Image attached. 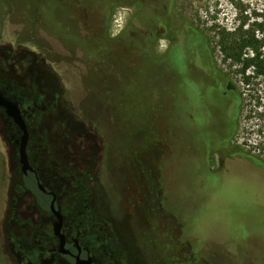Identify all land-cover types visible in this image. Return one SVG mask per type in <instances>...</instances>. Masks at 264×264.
<instances>
[{
  "label": "rangeland",
  "instance_id": "obj_1",
  "mask_svg": "<svg viewBox=\"0 0 264 264\" xmlns=\"http://www.w3.org/2000/svg\"><path fill=\"white\" fill-rule=\"evenodd\" d=\"M159 1L0 0V78L29 102L30 165L65 216L89 212L113 264H264V184L239 171L222 178L204 151V112L163 96L168 75L125 39L142 3L145 16ZM172 4L207 38L211 75L239 88L238 145H264V77L249 91L240 71L264 50V0ZM2 123L0 264H57L47 251L57 244L54 218L22 187L11 138L19 134ZM252 151L264 161V150Z\"/></svg>",
  "mask_w": 264,
  "mask_h": 264
},
{
  "label": "flooded vegetation",
  "instance_id": "obj_2",
  "mask_svg": "<svg viewBox=\"0 0 264 264\" xmlns=\"http://www.w3.org/2000/svg\"><path fill=\"white\" fill-rule=\"evenodd\" d=\"M171 2L172 0H168L167 3H164L163 9L159 11L160 17L156 20L155 35L149 44V49L154 53L156 66L160 74L168 75L171 85V97L173 96L177 100L178 98H186L189 103L187 109L191 115H194L197 111L204 112L206 115V125L209 130V148L204 151L206 153L208 151L212 152L217 156L224 180H232L230 176H234L239 171L246 173L248 176L259 178L264 184V163L251 156H242L240 153L241 148L236 141V136L239 133L241 109L240 93L237 89L228 87L229 83L227 84V82H224V85L221 86L219 79L211 75L212 72L216 73V69L210 61L209 43L203 34L195 32L191 25L183 21L181 24L184 23L185 25L182 24L178 28L165 23L164 20L168 18L171 12L169 11L170 6L172 5L173 8ZM143 22L140 29L143 33H146ZM177 66L180 68L185 67L186 71L188 70V77ZM230 84L233 85L231 82ZM7 104L15 105L18 108L28 134V145V119L25 113L29 102L20 97V93L12 83L0 78V128L3 127L2 122L4 121L11 131L13 130L14 133L19 134L18 138H14V135H11V138L13 149L16 152V159L20 165L22 187L35 198L25 188V181H34L37 190L48 201L46 210L39 209L50 213L54 218L52 232L57 239V244L56 247L49 248L47 247L49 242H47L45 244L47 245L45 246L47 251L58 257L57 264H113L107 246L108 238L98 239V232L93 230L96 221L92 220L89 212L79 206L75 215L70 218L65 216L58 202L57 194L41 184L37 172L30 165L26 151L27 145L25 154L31 168L23 171L18 156V147L23 133L8 115L5 107ZM216 135L219 136L218 139L221 142L219 146H215L213 143L217 139ZM176 142L180 143L182 139L178 138L177 141L176 137ZM196 153L199 155V151ZM39 183L44 191L38 188ZM52 202L54 209L61 216V234L64 237L62 245H60L59 239L53 231V224L57 221V218L50 209Z\"/></svg>",
  "mask_w": 264,
  "mask_h": 264
},
{
  "label": "trees",
  "instance_id": "obj_3",
  "mask_svg": "<svg viewBox=\"0 0 264 264\" xmlns=\"http://www.w3.org/2000/svg\"><path fill=\"white\" fill-rule=\"evenodd\" d=\"M168 0H160L156 5H155V12L150 14L149 12H147V15H143L142 12V8H143V3L142 6L138 9V11L136 12L135 16L133 17V19H131L130 23L125 27V39H128V41H130L133 46H134V52L136 57L138 58H145L146 60L149 61H155L154 58V53L152 52V50H150L149 48V44H150V40L152 39V37L155 35V26H156V20L159 19L160 15H159V11L163 9L164 3H167ZM172 3V2H171ZM112 4H109L107 2V4L105 5L104 9H103V13L106 17H108L109 15V11L111 8ZM170 14L168 16V18L165 21L166 24L172 26V27H176L178 28L179 26H181L182 24L185 25L184 23L181 24V20L179 19V16H176L173 12L172 9V5L169 8ZM142 21H144L143 23L145 24V28H146V33H143L140 29V25L142 23ZM135 25V26H134ZM195 32H200L199 30L194 28ZM201 34H203L202 32H200ZM204 35V34H203ZM205 36V35H204ZM264 50L263 51H259L256 52L255 55L252 56V58H244L242 60V62H240V71L242 76L244 77L243 82L248 86V89L250 91V87H252V85H257L259 78H263L264 77ZM220 53V52H219ZM223 57V56H222ZM223 59V58H221ZM222 61V60H221ZM156 62H154L155 64ZM152 64V65H154ZM155 68L159 71V69L157 68V66L155 65ZM253 69L252 73L249 74V72ZM247 74V75H246ZM159 75L160 71H159ZM231 81H227V84L229 83L228 87H232V89H237L239 92V88L238 86L233 83V85L230 84ZM126 85V83H125ZM164 90H162L163 92V96L165 95H169L171 98V88L167 85V83L163 86ZM240 93V92H239ZM125 95V93H124ZM241 95V94H240ZM128 101V99H127ZM127 101L125 102V104H127ZM242 102L243 99L241 97V107H242ZM164 103V99H162L161 101V106ZM166 108V106H165ZM172 111V110H171ZM241 112V109H240ZM167 120L169 122H171L172 119H170V116H168ZM148 124L150 123L151 126L152 124V120H148L147 122ZM149 124V126H150ZM240 124V123H239ZM245 146H247L249 149L247 150H240V153L242 156H251L254 158H257L258 160H260L261 162L264 163L263 160H261L259 158V156L254 155V151H252V148L254 150H264V145L261 141L257 142V144H255V146L252 145V147H249L247 144H244ZM25 188L26 190H28L30 193H32L37 201V204L39 206L40 209L42 210H46L47 209V205H48V201L46 200V197L41 194L37 188L36 185L34 183V181L32 180H27L25 181Z\"/></svg>",
  "mask_w": 264,
  "mask_h": 264
},
{
  "label": "water",
  "instance_id": "obj_4",
  "mask_svg": "<svg viewBox=\"0 0 264 264\" xmlns=\"http://www.w3.org/2000/svg\"><path fill=\"white\" fill-rule=\"evenodd\" d=\"M5 107L7 108L8 115L20 127V129L23 133L21 140H20V143H19V147H18V156H19L20 164L22 165V169L24 171L27 168H31L28 164L26 154H25V148H26L27 141H28V134H27L24 121L21 117V114H20L18 108L12 104H7V105H5ZM38 188L41 191H44V188L42 187V185L40 183L38 184ZM50 209H51V212L54 214V216L57 218V221L53 224V231H54L55 235L58 237L60 245H62L64 242V237L61 234V216L54 209L53 202L51 204Z\"/></svg>",
  "mask_w": 264,
  "mask_h": 264
}]
</instances>
